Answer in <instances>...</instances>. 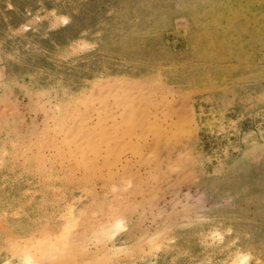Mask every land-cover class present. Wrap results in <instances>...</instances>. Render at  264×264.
<instances>
[{"label": "rangeland", "instance_id": "rangeland-1", "mask_svg": "<svg viewBox=\"0 0 264 264\" xmlns=\"http://www.w3.org/2000/svg\"><path fill=\"white\" fill-rule=\"evenodd\" d=\"M65 230L38 264H264V0H0V264Z\"/></svg>", "mask_w": 264, "mask_h": 264}, {"label": "bare ground", "instance_id": "bare-ground-1", "mask_svg": "<svg viewBox=\"0 0 264 264\" xmlns=\"http://www.w3.org/2000/svg\"><path fill=\"white\" fill-rule=\"evenodd\" d=\"M69 230V229H68ZM67 230H65V233L63 234V242L59 243V246H62V248H57V245L52 243L51 241H46L43 242L42 244L33 247L34 251H32V247L29 249L27 248L26 250L28 251L29 254V258L26 264H38L40 260L42 259H46V258H52V259H57L58 257H62L60 259L57 260H63L65 259V255H64V251L65 249H67L68 245H69V241H68V233H66ZM61 238V237H60ZM15 244V243H14ZM30 247V246H29ZM31 251V252H30ZM35 252V255L32 253ZM37 252V253H36ZM52 254V255H48ZM50 256V257H49Z\"/></svg>", "mask_w": 264, "mask_h": 264}]
</instances>
